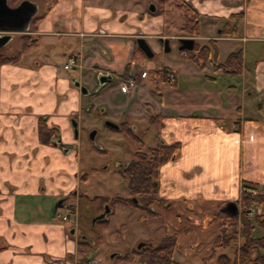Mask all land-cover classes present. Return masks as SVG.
Wrapping results in <instances>:
<instances>
[{
    "label": "crops",
    "instance_id": "obj_1",
    "mask_svg": "<svg viewBox=\"0 0 264 264\" xmlns=\"http://www.w3.org/2000/svg\"><path fill=\"white\" fill-rule=\"evenodd\" d=\"M158 1L150 0L149 8L147 0H41L43 8L36 2L39 18L28 33L37 44L18 61L0 64V264H81L78 236L70 232L75 223L57 215L71 203L78 217L83 175L72 119L89 104L128 125L160 115L159 138L182 145L162 166L159 195L172 201L170 208L202 201L224 211L229 201L240 206L241 180L264 188V20L250 27L251 3L246 13L236 12V0H167L163 14H152ZM181 4L222 23L217 33L201 30L196 41L216 39L218 56L224 55L219 62L242 49L241 73L228 74L213 62L201 68L193 60L183 85L170 64L161 68L170 69L173 83L161 68L140 65L149 57L137 39L152 46L148 39L160 38L163 50L162 38L177 40L179 28L170 19L172 6L183 14ZM204 23L200 19V29ZM227 23L237 31L224 33ZM41 44L45 56L32 54ZM71 57L77 63L66 68ZM128 65L134 86L126 83ZM103 73L110 76L101 83ZM42 120L56 128L52 142L42 141Z\"/></svg>",
    "mask_w": 264,
    "mask_h": 264
},
{
    "label": "rangeland",
    "instance_id": "obj_2",
    "mask_svg": "<svg viewBox=\"0 0 264 264\" xmlns=\"http://www.w3.org/2000/svg\"><path fill=\"white\" fill-rule=\"evenodd\" d=\"M8 1L10 5L14 6L22 0ZM31 1L39 2L40 8L44 6L41 0ZM235 2L234 10L236 12L244 11L245 13L247 12L245 5L248 7L251 3L248 11L251 17L250 27L257 22H262V19L264 20V0H236ZM241 5H244V7H241ZM147 6L149 8L150 0H147ZM174 6H177V4H174ZM200 19L202 22L205 21L201 26L203 32L217 33L222 29V23L220 22H215L205 16H201ZM170 21L173 29L175 27L179 28L176 31L178 37L190 36L182 34L181 29L185 25L184 14L181 12L178 14V11L176 12L173 6ZM210 22H214L213 30H209L206 25ZM23 34L14 33L12 39L0 52L15 55L22 48L20 38ZM148 40H150L154 51L157 50V54L152 58L141 60L140 65L149 70H155L165 64H170L176 70V73L180 75L181 83L186 85L187 82L183 78V75L185 77L186 65H195L191 59L192 52L189 50L186 54L183 53L179 49L178 40L174 38L170 40L172 49L167 52L163 50L160 38ZM43 47L41 44L33 48L31 53H39L40 57H44L46 48L44 49ZM31 53L28 55V59L31 58ZM223 59L224 55L218 56V61ZM205 71L208 73L211 69H206ZM144 72L141 73L142 77ZM89 99L90 97H88V101H90ZM104 109V106L92 108V105L89 104L85 108L82 117L78 119L80 140L78 150L82 163L81 174L83 175L78 190L81 191L82 196L78 200V217L71 214L69 222L74 224L77 219L80 223L78 225L80 227L79 231L85 233L93 240V248L88 255L89 261L86 264H138L134 261H121L119 254L131 252L137 247L141 239L161 240L169 234H173L177 238L178 247L175 258L181 260V264L205 263L202 262L203 257L212 252L213 243L221 233L220 221L212 220L213 215L216 216L218 214L217 203L215 202L207 204L202 201H195L191 206L179 205L177 202L168 211L161 210L156 205L160 213L154 216L141 207L115 199L105 204V209L106 206L110 208L107 215L110 223L103 227L102 223L98 222L97 218L101 214L99 210L102 196L115 198L131 195L129 180L121 173V168L135 159V152L139 148L147 149L150 146H156L160 139L156 128L149 122L148 118L130 121L129 126L133 134L107 126V120H114L107 117ZM114 122L125 123L124 119H116ZM94 130L97 131L96 137L91 139L90 133ZM134 134L139 136L144 141V144H141ZM74 201L73 198L71 202L75 203ZM257 207L256 214L262 210L259 205ZM253 235H264V229L257 226ZM240 242L241 237L239 236L237 246ZM237 246L232 244L228 248L219 247L217 248V254L227 251L232 255ZM216 257L212 261H208L207 264H215Z\"/></svg>",
    "mask_w": 264,
    "mask_h": 264
},
{
    "label": "trees",
    "instance_id": "obj_3",
    "mask_svg": "<svg viewBox=\"0 0 264 264\" xmlns=\"http://www.w3.org/2000/svg\"><path fill=\"white\" fill-rule=\"evenodd\" d=\"M166 1L159 0L157 9L152 14H163L166 11ZM184 14V26L181 29L182 34L199 36L200 15L189 4H181ZM236 14L234 17H241ZM39 17H35L32 22ZM224 33L233 34L237 31V26L227 23L223 29ZM22 48L15 55H8L0 52V64L16 62L20 59L22 52L35 46L38 40L30 33L21 35ZM218 44L216 39H210L208 44H201L196 41L195 49L192 51L191 58L198 66L204 68L208 62H213L217 67L223 68L228 74L241 73L243 67V50L231 51L224 62L218 61ZM131 65H128L124 73L127 79L131 73ZM165 80H170V69L163 67L161 70ZM156 92V91H155ZM150 123L157 129L158 134L161 129V117L157 114L150 116ZM123 131L133 134L131 127L127 123L120 124ZM40 135L42 141L52 142V135L56 128L48 127L45 120L40 123ZM135 138L144 144V141L137 135ZM159 137V135H158ZM181 142L166 143L161 139L156 146H150L147 149L139 148L135 152V159L125 164L121 168V173L129 180L130 196H102L99 212L104 210V205L117 200L130 205L141 207L150 214H155L156 205L162 209H169L172 201L165 199L159 195L160 177L162 166L175 159L181 151ZM85 177V175H84ZM134 198H137L135 201ZM241 212L232 215L228 212L218 211V214L212 220L220 221L221 233L217 236L213 243L212 253L204 259V264L212 261L214 257L215 264H264V235L254 236L253 232L257 226L264 229V188L257 184L242 180L241 182ZM259 205L262 209L260 213L250 215L253 206ZM258 208V207H257ZM103 226L109 223L108 218L98 220ZM241 242L237 246L238 237ZM232 244H236V250L231 255L229 252L217 254V248H228ZM177 248V238L175 235L165 236L155 248H148L142 254L139 264H181L174 259V252ZM79 252L83 255L81 264L89 261L88 255L91 250V243L88 240H79ZM133 255L125 254L119 256V259H132Z\"/></svg>",
    "mask_w": 264,
    "mask_h": 264
},
{
    "label": "water",
    "instance_id": "obj_4",
    "mask_svg": "<svg viewBox=\"0 0 264 264\" xmlns=\"http://www.w3.org/2000/svg\"><path fill=\"white\" fill-rule=\"evenodd\" d=\"M38 4L31 0H22L18 4L12 6L8 0H0V50L9 43L14 33H26L29 31L33 18L38 13ZM155 10V7H151ZM164 43V51H170L172 49L170 45V38H162ZM179 49L186 53L195 49L196 37L193 36H179L177 38ZM138 47L146 54L147 57L152 58L155 56V52L145 37H139L137 39ZM110 75L103 73L100 75V81L103 83L109 78ZM86 92V87H82ZM74 130L78 134L79 122L77 119H72ZM106 125L114 129H119L120 124L112 120H107ZM97 131L94 130L90 133V138L95 139ZM109 206L98 216L99 219H103L109 213ZM224 211H228L232 215H236L240 212V206L237 201H229L223 208ZM72 234L76 233L73 228L70 231ZM141 246V244L139 245Z\"/></svg>",
    "mask_w": 264,
    "mask_h": 264
},
{
    "label": "flooded vegetation",
    "instance_id": "obj_5",
    "mask_svg": "<svg viewBox=\"0 0 264 264\" xmlns=\"http://www.w3.org/2000/svg\"><path fill=\"white\" fill-rule=\"evenodd\" d=\"M35 2V1H34ZM27 33V32H26ZM191 36V35H190ZM193 37H195V36H193ZM180 44V43H179ZM196 45V44H195ZM1 51V50H0ZM192 51H194V50H192ZM191 51V52H192ZM183 52V51H182ZM146 55V54H145ZM147 57V56H146ZM162 69V68H161ZM156 70V69H155ZM118 130H121V126H120V128L118 129ZM134 200L136 201L137 200V198H134ZM70 205H71V207L73 208V209H75V207L71 204V203H69ZM159 209H161V210H163L162 208H160V207H158ZM158 208H156V213L155 214H151V215H154V216H156V215H158L159 213H160V211L158 210ZM104 209H105V205H104ZM104 211V210H103ZM102 211V212H103ZM102 212H99V213H102ZM240 212H241V210H240ZM108 215V214H107ZM107 215L104 217V218H107ZM103 218V219H104ZM100 220V219H99ZM97 222V221H96ZM109 223H110V220H109ZM108 223V224H109ZM107 224V225H108ZM78 225H80V223H79V221L77 220L76 222H75V225L73 226V227H71V229H75L76 230V233H75V235H77L78 236V245H79V240H88V241H90V243H91V249L93 248V240L92 239H90L85 233H83V232H80L79 231V228L80 227H78ZM107 225H105V226H107ZM104 227V226H103ZM71 229H70V231H71ZM169 235H173V234H169ZM168 236V235H167ZM164 238V237H163ZM162 238V239H163ZM161 239V240H162ZM161 240H149V239H141L140 241H139V243H138V245H137V247L136 248H134L131 252H126L125 254H131V255H133V258L132 259H127V260H122V261H134V262H137L138 264H139V262H140V259H141V256H142V254H144L146 251H147V249L148 248H155L159 243H160V241ZM141 244V246H139ZM178 247V246H177ZM177 249V248H176ZM91 251V250H90ZM176 251V250H175ZM90 253V252H89ZM81 254V253H80ZM125 254H119V256H121V255H125ZM83 257V255L81 254V258ZM175 259V258H174ZM176 260V259H175ZM178 261V260H177ZM179 262V261H178Z\"/></svg>",
    "mask_w": 264,
    "mask_h": 264
},
{
    "label": "built area",
    "instance_id": "obj_6",
    "mask_svg": "<svg viewBox=\"0 0 264 264\" xmlns=\"http://www.w3.org/2000/svg\"><path fill=\"white\" fill-rule=\"evenodd\" d=\"M77 63V59L75 57H71L69 62L65 65L66 68H70L71 66H73L74 64ZM147 72H144L143 73V76H146ZM170 83H173L174 82V74L171 73L170 74V80H169ZM126 83L129 84L130 86H134L136 83H137V78L136 76L135 77H132L130 79H126ZM233 127L235 126L232 125ZM256 211H257V206H253V208L251 209V211L249 212L250 215H255L256 214ZM75 211L73 210V208L71 207L70 204H67L61 213H59L57 216L58 218H60L62 221H65V222H69V220L71 219V214H74Z\"/></svg>",
    "mask_w": 264,
    "mask_h": 264
}]
</instances>
